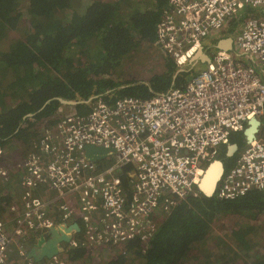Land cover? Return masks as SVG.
<instances>
[{
  "label": "built area",
  "instance_id": "built-area-1",
  "mask_svg": "<svg viewBox=\"0 0 264 264\" xmlns=\"http://www.w3.org/2000/svg\"><path fill=\"white\" fill-rule=\"evenodd\" d=\"M166 2L153 44L182 70L228 20L264 8V0ZM235 43L240 54L234 41L233 51L206 48V68L167 93L99 102L86 114L46 121L17 164L5 162L0 148V180L22 172L19 186L12 184L17 198L6 206L8 217L0 218V264H67L64 244L63 253L41 262L28 257L27 247L64 223L81 230L69 248L78 246L80 234L89 249L105 255L124 253L135 240L147 244L162 217L202 195L208 165L254 118L261 130L233 157L215 196L264 195V14L243 19ZM91 146L113 152L91 161Z\"/></svg>",
  "mask_w": 264,
  "mask_h": 264
},
{
  "label": "trees",
  "instance_id": "trees-1",
  "mask_svg": "<svg viewBox=\"0 0 264 264\" xmlns=\"http://www.w3.org/2000/svg\"><path fill=\"white\" fill-rule=\"evenodd\" d=\"M74 1L0 0V44L17 33L9 49L0 50V148L7 156L18 144L30 146L41 124L57 121L64 108L61 99L75 102L74 111L83 115L95 103L167 93L193 74L191 66L182 70L168 56L164 73L149 82L128 81L123 74L127 60L153 46L166 0L151 5H141V0ZM240 136L233 134L231 142ZM235 160L226 158L227 169ZM238 216L251 221L264 216V195L255 191L234 201L192 198L159 220L147 244L132 241L104 264H191L202 255L200 245L207 243L215 223ZM76 238L81 242L67 249V264H91L95 252L83 237ZM228 238L237 244L228 248L230 254L219 258L207 252L200 264H212L214 258L221 264H264V230ZM225 239L219 238L224 246Z\"/></svg>",
  "mask_w": 264,
  "mask_h": 264
},
{
  "label": "rangeland",
  "instance_id": "rangeland-1",
  "mask_svg": "<svg viewBox=\"0 0 264 264\" xmlns=\"http://www.w3.org/2000/svg\"><path fill=\"white\" fill-rule=\"evenodd\" d=\"M79 1L81 2L83 0H75L74 3L78 4ZM141 1H142L141 5H143V4L146 5L148 2V0H141ZM124 7H126V6H124ZM262 14H264V8L251 9V10L245 9L243 11H240L234 18L227 21L224 29L222 30V32L219 35L232 38V40L234 41V48L236 50L235 52L237 54L238 53L240 54V50L235 43L236 34L239 31V26L241 28V24L243 22V19H245L246 17H248V16H261ZM16 37H17V33H12L9 36L8 40L4 44L3 43L0 44V50L1 51H7V49H9L10 44L16 40L15 39ZM211 44H212V38L206 39L204 41V46L206 48L209 47ZM210 50H211V48H210ZM232 54H234V53H232ZM166 56H168V55H166L163 51H161L160 49L155 47L154 44H153V46L145 47L144 49L141 50L140 53L136 54L135 60H127V64L125 65V68L123 70V74L126 77V80H128V81H139V82L140 81L141 82H149L154 76L163 74L165 69H166L164 66V62H165L164 58ZM190 65H193V64H190ZM190 65L185 66L186 68L184 67V69L189 70ZM205 68H206V64H204V63L196 64L193 67V69H191L193 71V74H191L190 77L187 78L188 81L191 80L196 74H198L199 72H201ZM70 112H74L73 107L64 105V108H62L57 113L56 119L61 117V116L66 115ZM42 126L43 125L41 124L39 127V131H40V128H42ZM235 140H236V142L239 141L240 137H236ZM239 143L242 147L243 144H241L240 141H239ZM29 148H30L29 145H22L21 146L20 144H18V145H16L14 150L12 149L13 151H11L10 153L14 154L15 156H19L18 157L19 159H21V158L23 159L25 152L28 151ZM224 150H226L225 147L221 148L219 157L222 156V152H225ZM10 153H8V156ZM8 156H7V158H8ZM224 160L226 162V167H227L226 158ZM4 161H7V159L6 160L4 159ZM13 184L18 185L17 177H16V182L15 183L13 182ZM65 201L71 202V200L69 198H66ZM79 224H82V223H79ZM219 226H223L224 231H221L219 229ZM254 228L264 230V216H260L258 219L252 220V221L248 218L240 217V216L222 218L221 220H219L218 222L215 223L213 230L209 234V237H208L209 239L207 240V243L200 245L202 247V248H200L202 255L199 256L198 260L205 259V254L207 252L211 253L212 257H219V258H221L223 256L222 255L223 253L225 256H226V254H230L231 250L228 248H230V246L232 248L234 246L237 247V244H235V243L232 244L231 242H229L228 236L237 237L239 239V237H241V236L245 237V236L249 235L250 233H252L254 231ZM80 237H83V234H80ZM221 237H223L224 239L226 238L225 239L227 242L226 246H224L222 244V242L219 240V238H221ZM35 244H36L35 240H31L27 243V247L29 249H31L35 246ZM69 246H71V245H69ZM222 248L225 249L224 252H223ZM94 252H95V254H94L95 260L91 264H104V262L106 260L113 259L114 257H116V255H118L117 252L107 254L109 256L102 254V253H99L97 251H94ZM214 259H212L210 261L212 264H221V261L214 260ZM198 260L196 258L191 260V264H200V261H198Z\"/></svg>",
  "mask_w": 264,
  "mask_h": 264
},
{
  "label": "water",
  "instance_id": "water-1",
  "mask_svg": "<svg viewBox=\"0 0 264 264\" xmlns=\"http://www.w3.org/2000/svg\"><path fill=\"white\" fill-rule=\"evenodd\" d=\"M225 46H219V49L233 51V41L231 38L223 41ZM202 62L208 64L211 62V58L201 49L195 58L191 60L192 64ZM62 105L74 106L75 102L60 100ZM261 130L260 121L256 118L249 122V127L243 133V146L249 145L257 137V134ZM239 150V145L234 143L228 146L226 158H233L236 156ZM112 150H106L104 148L87 147L86 157L91 161H100L107 157ZM226 162L223 158L218 157L213 160L207 167L205 174L199 184V190L206 200H211L215 197L216 189L226 172ZM80 227L77 224L66 225L49 229L44 231L39 242L29 251L28 257L34 259L36 262H41L43 259H51L65 251L63 244L70 243L75 234L80 233Z\"/></svg>",
  "mask_w": 264,
  "mask_h": 264
},
{
  "label": "crops",
  "instance_id": "crops-1",
  "mask_svg": "<svg viewBox=\"0 0 264 264\" xmlns=\"http://www.w3.org/2000/svg\"><path fill=\"white\" fill-rule=\"evenodd\" d=\"M153 1L154 0H148L146 5H151ZM219 34H216V35L212 36V44L209 47H207V49L211 48L213 54L215 53V51L219 50V46H223V45L225 46L226 45V44H223V41H225L226 39L230 38V37L221 36ZM209 39H211V38H209ZM215 46H216V48H215ZM18 157L19 156H15L14 154H10L8 156V158H7V155H6L5 151L2 153V159L3 160L7 159V161H5L7 163H11V164L19 163L22 160V158L19 159ZM16 177H17V182H18L17 186H19L20 179L22 178V172H19V174H14L12 179L9 182H7V183H5L6 181L0 180V202L4 199V197L8 198L5 202L0 204V209L2 211V219H4V220L8 217V211H7V207L6 206L10 202L13 203L16 200V198H17V194H16L15 190L12 187L13 182L14 183L16 182ZM13 185H15V184H13ZM42 194L44 195V193L41 191V192L38 193V196L42 195ZM45 197H47V196L45 195ZM31 240H33V239H31Z\"/></svg>",
  "mask_w": 264,
  "mask_h": 264
},
{
  "label": "flooded vegetation",
  "instance_id": "flooded-vegetation-1",
  "mask_svg": "<svg viewBox=\"0 0 264 264\" xmlns=\"http://www.w3.org/2000/svg\"><path fill=\"white\" fill-rule=\"evenodd\" d=\"M242 139H243V135H242V136H240V142H241V144H242ZM236 144H238V145H239V150H238V152H239V151L242 149V147H241V145H240V143H239V142H238V143H236ZM226 152H227V149H226ZM38 242H39V240H38L37 242H35V243L37 244ZM64 245H65L64 247H65L66 249H68V248H69V247H68V245H67V243H65ZM31 249H32V248H31ZM31 249H30V250H31ZM30 250H29V251H30Z\"/></svg>",
  "mask_w": 264,
  "mask_h": 264
},
{
  "label": "clouds",
  "instance_id": "clouds-1",
  "mask_svg": "<svg viewBox=\"0 0 264 264\" xmlns=\"http://www.w3.org/2000/svg\"><path fill=\"white\" fill-rule=\"evenodd\" d=\"M232 39V38H231ZM233 41V40H232ZM233 47V46H232ZM202 49H204V52L207 54V55H209L210 56V54L211 53H207V50H206V48H202ZM199 63H202V62H199ZM176 64V63H175ZM192 64V63H191ZM198 64V63H197ZM196 64H193V67L195 66ZM177 66V65H176ZM191 66V65H190ZM193 67H192V69H193ZM186 68V67H185ZM73 107V106H72ZM46 122H44V124H45ZM49 124H50V122H48ZM43 124V125H44ZM42 129V128H41Z\"/></svg>",
  "mask_w": 264,
  "mask_h": 264
}]
</instances>
